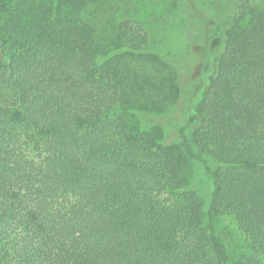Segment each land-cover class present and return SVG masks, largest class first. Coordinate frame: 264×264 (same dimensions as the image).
Masks as SVG:
<instances>
[{
	"label": "trees",
	"instance_id": "1",
	"mask_svg": "<svg viewBox=\"0 0 264 264\" xmlns=\"http://www.w3.org/2000/svg\"><path fill=\"white\" fill-rule=\"evenodd\" d=\"M100 1L0 0V264H264V0L208 13L221 49L174 142L146 70L168 63L138 20L102 40Z\"/></svg>",
	"mask_w": 264,
	"mask_h": 264
},
{
	"label": "rangeland",
	"instance_id": "2",
	"mask_svg": "<svg viewBox=\"0 0 264 264\" xmlns=\"http://www.w3.org/2000/svg\"><path fill=\"white\" fill-rule=\"evenodd\" d=\"M235 1L101 0L89 9L87 16L102 40L113 36L115 27L122 20L142 22L150 36L148 49L168 63L167 67L161 61V65H154L152 61L146 63L148 73L165 79V91L170 95L168 103L174 102L171 112L160 120L166 126L168 142L178 139L176 126L184 119L186 108L202 98L221 49L220 30L215 35H210L207 30L208 13L215 6L220 9L218 13L226 8L235 14L239 10ZM155 69L159 72H155ZM177 81L179 96L175 99L173 86ZM186 130L190 131L189 127ZM181 147L187 153V148ZM205 159L206 165L201 160L192 159L184 173L189 181H199L200 197L207 204L213 184L206 169L211 162L207 157Z\"/></svg>",
	"mask_w": 264,
	"mask_h": 264
}]
</instances>
